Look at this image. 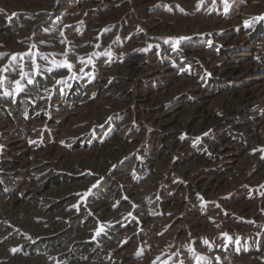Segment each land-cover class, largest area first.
<instances>
[{"label": "rangeland", "instance_id": "1", "mask_svg": "<svg viewBox=\"0 0 264 264\" xmlns=\"http://www.w3.org/2000/svg\"><path fill=\"white\" fill-rule=\"evenodd\" d=\"M0 264H264V0H0Z\"/></svg>", "mask_w": 264, "mask_h": 264}, {"label": "snow or ice", "instance_id": "2", "mask_svg": "<svg viewBox=\"0 0 264 264\" xmlns=\"http://www.w3.org/2000/svg\"><path fill=\"white\" fill-rule=\"evenodd\" d=\"M247 23V22H246ZM13 59H15V57H13ZM66 67H68L69 70H71V64H66ZM85 196L87 195V193L84 194Z\"/></svg>", "mask_w": 264, "mask_h": 264}]
</instances>
